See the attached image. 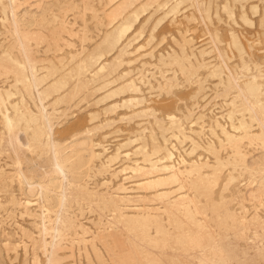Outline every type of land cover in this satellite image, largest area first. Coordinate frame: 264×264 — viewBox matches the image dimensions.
I'll return each mask as SVG.
<instances>
[{"label":"bare ground","instance_id":"obj_1","mask_svg":"<svg viewBox=\"0 0 264 264\" xmlns=\"http://www.w3.org/2000/svg\"><path fill=\"white\" fill-rule=\"evenodd\" d=\"M0 264H264V0H0Z\"/></svg>","mask_w":264,"mask_h":264}]
</instances>
